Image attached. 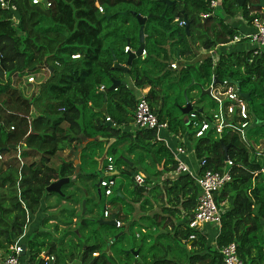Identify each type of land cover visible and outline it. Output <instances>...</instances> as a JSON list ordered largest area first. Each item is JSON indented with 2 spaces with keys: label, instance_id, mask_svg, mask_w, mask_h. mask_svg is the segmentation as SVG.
Returning a JSON list of instances; mask_svg holds the SVG:
<instances>
[{
  "label": "trees",
  "instance_id": "obj_1",
  "mask_svg": "<svg viewBox=\"0 0 264 264\" xmlns=\"http://www.w3.org/2000/svg\"><path fill=\"white\" fill-rule=\"evenodd\" d=\"M48 1L51 5L44 7L32 5L30 0H11L14 11L0 6V156H7L6 161H0V250L5 251L22 235L28 214L35 213L43 195L48 194L46 187L59 178H72V160H62L54 166L51 159L65 148H70L73 155L83 138H94L84 148L90 154L82 151L80 158L97 165L96 159L102 152V143L97 139L101 136L116 139L107 150L117 169L116 174L109 176L115 185L106 204L109 208L119 206L113 213L122 225L98 224V218L104 219L103 205L100 216L80 217L71 230L72 220L77 217L74 210H63L71 218L63 223L67 226L68 246H61L65 238L58 245L47 233H36L25 242L29 264H66L73 255L79 264H223L218 249L228 243L235 244L243 264H264V162L253 159L256 145L263 147L259 159L264 158V51L254 57L243 50L221 53L216 66L208 57L196 65L185 64L176 70L170 67L177 55L188 62L202 50L209 51L231 41L237 29L224 18L239 14L250 23L256 16L250 12L261 11L257 0H245L242 6L236 0H219L215 8H210V0H174L168 8L160 0ZM132 12L152 17L144 24L145 54L135 58L124 73L113 68V56L118 64H125L128 52L124 48L128 46L134 51L139 45V25ZM203 15L208 16L205 19ZM261 15L264 17V10ZM181 20L188 24L187 29L178 25ZM72 54L79 57L72 59ZM49 67L50 75L43 74ZM212 75L217 82L238 81L240 90L249 93L250 102L262 100L258 104L262 108L260 114L253 107L258 125L245 131L244 137L236 115L225 114L220 134L210 128L195 137L198 126H192L188 117L172 116L168 110L167 90L172 86L177 85L175 99L183 94L184 102L186 98L198 103L204 97L200 91L209 87ZM125 77L132 84L120 85L107 93L110 111H101L104 95L97 88L109 86L111 79L122 81ZM246 84L252 86L245 88ZM146 86L150 89L144 98L158 122L166 123L176 137L188 134L192 157L198 164L204 161L197 172L229 170L230 181L213 195L217 206L224 210L214 240L208 239L206 231L188 227L199 189L188 173L164 177L165 173L174 172L177 163L169 149L155 139L154 130L132 133L118 128L132 123L136 91ZM37 88L43 101L40 96L35 97ZM189 92L193 93L188 96ZM38 99L39 114L31 117ZM87 108L92 109L89 122ZM194 111L198 125L211 118L203 109ZM106 118L111 126L105 125ZM119 145L126 146V153L116 154ZM144 156L156 165V170L146 172L144 185L137 186L133 178L142 169L136 165L143 162ZM128 161L133 164L131 167ZM117 176L128 182L116 183ZM76 177L62 185L63 195L51 194L64 200V189ZM124 205L126 213L120 209ZM135 208L139 212L136 216ZM46 220L41 223L45 225ZM135 223L140 228L134 236L138 241L124 246L121 239L125 229ZM103 226L115 230L101 233ZM82 229L88 236L81 234ZM116 229L121 234L114 239L119 232ZM211 229L215 233V228ZM129 249H138L137 255L127 252ZM50 256L53 261L49 263L46 259Z\"/></svg>",
  "mask_w": 264,
  "mask_h": 264
},
{
  "label": "built area",
  "instance_id": "obj_2",
  "mask_svg": "<svg viewBox=\"0 0 264 264\" xmlns=\"http://www.w3.org/2000/svg\"><path fill=\"white\" fill-rule=\"evenodd\" d=\"M43 1H45V4H43ZM218 2L219 0H210V8H215ZM30 3L32 5H42L44 7H49L51 5L48 0H30ZM0 6L5 10H15V7L11 3V0H0ZM260 9L261 11L250 12V15H256L250 21V32L234 34L231 41H229L230 43L244 41L249 47L248 51L253 57L259 55L264 51V17H262L261 15L264 8ZM98 10L102 11V8L98 6ZM207 16L208 15H203V17ZM185 24L186 22L184 20H181L178 23L179 26H185ZM128 50L129 47L126 46L124 48V52H127ZM144 54L145 51L142 50V55ZM78 57V54L71 55L72 59H76ZM170 67L176 68L173 64H171ZM221 85L222 87L224 86L222 95L226 97L225 102L227 103V105L226 107L223 106L225 108V111L220 110L219 112L213 113L210 120L204 119L200 121V124L198 125V122L195 118V109L193 108L195 102H189L192 106V110L188 113V119L190 120L192 126H198L194 133L195 137L201 136L206 130L210 128L214 129L216 133L220 134L225 125V114L226 116L236 115L238 117L240 133L243 137L245 136V131L247 130L250 123L246 102L237 94V88L230 81H223ZM98 89L103 91L104 87L100 85ZM106 121H109V118H106ZM132 125L136 130H154L155 139L157 141H160L169 149L173 159L177 163V166L173 173L178 174L184 172L190 174L193 177L199 189V194L196 198V207L194 209V212L188 219V227L201 230V227L204 224H207L215 228L216 238L219 233L221 215L224 210L220 206H217L214 201L213 195L214 193L219 191L228 181H230L229 170H223L221 172L207 170L203 173H193L181 158V156L187 154L185 146L177 145L173 147L168 144V141L161 136V131L167 130L168 126L166 123L158 122L156 115L151 112L146 99L143 97H140L136 100L135 108L133 111ZM203 164L204 161L201 160L198 164V169ZM227 164L231 165V162L227 161ZM104 171L108 174L115 171V164L111 156H107L105 159ZM262 172H264V169H262ZM133 180L137 186H142L145 183L144 176L140 173H137L134 176ZM114 185L115 181L109 177H104L100 179L99 182V187L101 188L102 193L105 197H108L112 194V187ZM103 217H109V211L107 207L104 209ZM119 226L120 222L116 220V227ZM190 238H193V236H190ZM218 251L222 257L223 264H243L236 253V246L234 243L222 245L221 247H219ZM21 252L22 243L19 241V239H17L13 243L8 245L5 251L0 250V264H20Z\"/></svg>",
  "mask_w": 264,
  "mask_h": 264
},
{
  "label": "rangeland",
  "instance_id": "obj_3",
  "mask_svg": "<svg viewBox=\"0 0 264 264\" xmlns=\"http://www.w3.org/2000/svg\"><path fill=\"white\" fill-rule=\"evenodd\" d=\"M120 13L124 15L126 13V11H121ZM132 15H133V13H132ZM127 19L132 20L131 17H128ZM217 47H220V46H217ZM197 55H198L197 57H195L193 60L189 61V62H191L190 64H193L196 61H197L196 64H199L200 63L199 61L204 59V57H205V53L202 51L197 53ZM212 63H213V65H215L214 61H212ZM214 67H212V69H214ZM43 74H48L46 69L43 71ZM213 76L214 75L211 76L212 78L210 80L209 86H211L212 83L214 82ZM193 77L197 78L198 76L196 73H194ZM45 78H46V75H45ZM251 86H252V84H246L245 88H250ZM211 87L214 88L213 89L214 90L213 94L215 95L214 99L208 95H205L202 99L199 98L198 103H195V105L193 106L194 109H197L199 107L202 108L203 111L206 114H208L209 116H211V114L215 110H218L220 108V106L223 105V103H225V101H226V97L222 95V92L224 91V86L222 87L220 82L215 83V85H212ZM255 89L258 91L259 87H256ZM176 90H177V85H174V86H172V88L170 90H167L168 91L167 108L172 113V116L177 117L178 119L183 118L184 116L187 118L188 117L187 114H183V113L180 114V110H179V108H180L179 105L184 103V96H183V94H178L176 97L177 99H175ZM183 93H184V91H183ZM192 93L193 92H189L188 96ZM176 101H178V102H177V105L175 106ZM245 102H246V105L249 106L248 107L249 108L248 113H249L250 121H251V126L246 130L248 132V131H252L254 126L258 125L257 120H254L253 117L255 115V111H257V113L260 114V111L262 110V108H261V105H258V104L262 103V100H260V98H256L253 101V103L250 102L249 100L248 101L245 100ZM253 107H254L255 111L253 110ZM189 128L190 127H187V130H189ZM132 129H133V127H131L130 130H132ZM189 132L191 133L192 130H189ZM169 135L174 136V134L172 132L169 133ZM187 136H188V134L185 133L182 138L181 137L177 138V142L179 141V143H177L176 145H174L173 143L172 144L174 146L179 145L181 142L184 145L188 144L187 143L188 142ZM183 138H186V139L183 141ZM254 147H255V151H256L255 152L256 156L253 159H255L257 161L264 162V158L259 159V156L262 155L261 150L263 151V147L261 145H256ZM101 149L103 152V150H104L103 143L101 144ZM101 149H98L99 153H100ZM83 152L90 154V151L88 149H83ZM102 152H101V154H102ZM108 153L110 154V151ZM116 154L119 155V152L116 151ZM6 157L7 156H5V157L1 156L0 161H3V159ZM114 157L116 160L117 157L116 156H114ZM55 159L56 158H54L53 163L56 161ZM53 163H52V165H53ZM75 164L77 165L78 161ZM95 166L96 165L94 162L90 163V160H84L83 158H80V164H78L76 167L77 172L80 175L78 174V176L75 178V180H73L71 182V184L64 189L65 192L67 193L66 196H68V197L65 196L66 198L64 200L59 201L57 195H55V194H47L48 196L46 194L43 195V197L41 198V201H40L39 208L37 210L39 213H36L32 217V221H35V220L36 221H35V223L33 222L31 229L27 233L28 240L33 238L36 233L44 232V233H47L50 236V238L53 239L58 245L59 244L61 245L62 239L65 238V241H64V243H62L61 246H63V244L67 245L68 240H67V235H66V231H65L67 226L64 227L61 224H63L64 222H69V220L71 218H69L67 213L63 212V210L73 208L75 210V215H76L77 219H80V217L84 216L83 214L85 212H88L91 209L92 202L89 199V196L91 195L92 190L94 189L95 183L99 179L104 178L105 174H106L103 169H96ZM138 173H142V172H138ZM88 174H91L92 176L89 177ZM127 182H128V180L126 178H122L120 176L116 177V183L126 184ZM109 199H110V196L109 197L103 196V202L104 203L108 202ZM57 202H59V204H56ZM83 203H84V205H83ZM134 207H138V206L136 205ZM110 208L112 209V211H114L116 209H119V206L114 205V206H111ZM125 208H126L125 205H124V207L122 206L120 208L122 213H126L128 211V209L126 210ZM134 210H136V212L134 213V216L138 215L139 212H138L137 208H135ZM43 219H47L45 222L46 223L45 225H43L41 223V221ZM49 221H51V222H49ZM55 223L57 224V226H54ZM74 226H75V224H72L70 226L71 230H74ZM56 227H57V230H55ZM102 228L103 229L100 231L101 233H105L107 231L115 230V229L108 228L105 226H103ZM96 229L98 230V227H96ZM139 229L140 228H139L138 223H135V225H133L132 228L130 227V229H125L126 230L125 234L122 236V239H121L124 246H126L128 243L129 244L133 243V245H134V243H136L138 241L137 237H135V239H134V236L139 233ZM117 231H119V230H117ZM120 232H121V230L118 233H120ZM81 234L88 236L87 231H85L83 229L81 230ZM73 256L70 257V259L68 260V263L69 264H79L78 259L74 258ZM24 257H26V256H24Z\"/></svg>",
  "mask_w": 264,
  "mask_h": 264
},
{
  "label": "crops",
  "instance_id": "obj_4",
  "mask_svg": "<svg viewBox=\"0 0 264 264\" xmlns=\"http://www.w3.org/2000/svg\"><path fill=\"white\" fill-rule=\"evenodd\" d=\"M224 20L226 21V22H228V23H230L231 24V26H233V27H235L236 29H237V33H245V32H250V30H251V25H250V23H248L247 21H245L242 17H241V15H239V14H237L235 17H233V18H230V19H227V17L226 18H224ZM248 51L249 50V47L246 45V43L244 42V41H241V42H236V43H230V42H228L227 44H224L223 46H220V47H217V48H215V49H211V50H209V51H205V50H202V52H204L205 53V57H204V59L205 58H208V57H210L211 58V60L212 61H214V63L216 64L217 63V59H218V57H219V54H221V53H228V52H233V51ZM130 50H128L127 52H129ZM201 52V51H200ZM199 53V52H198ZM144 55H141L140 57H143ZM198 56V55H197ZM196 56V57H197ZM77 59V58H76ZM203 60V59H202ZM202 60H200L199 62H201ZM198 62V63H199ZM191 62H185V61H183V60H180V59H178V55H177V59L175 60V61H172V63L171 64H173V65H175V67L176 68H172V70H176V69H178L179 67H181V66H183V65H185V64H190ZM197 63V61L196 62H194L193 64H196ZM120 65H123V64H120ZM47 72H48V74H49V69H47ZM172 73V75H173V72H171ZM47 74V75H48ZM50 75V74H49ZM124 81L126 82V84L125 85H131L132 84V81L129 79V77H125L124 78ZM229 81V80H228ZM238 82V81H237ZM222 83V82H221ZM149 89H150V87L149 86H146V87H143V88H141V89H138L137 91H136V98L138 99V98H140V97H145L146 95H147V93H148V91H149ZM204 89H206V88H204ZM214 88H211V96L210 97H212L213 99H214V90H213ZM116 90V89H115ZM97 92H100L101 93V90H99L98 88H97ZM38 96H40V94L38 93V88L36 89V91H35V97L36 98H38ZM203 96H205V94L203 95ZM105 97H106V95H105ZM104 97V102H103V104H102V106L99 108L101 111H106L107 109H108V111H110L109 109H110V107H109V105H108V103H107V101H106V98ZM35 98V99H36ZM40 98H41V96H40ZM40 102V99H38V100H35L34 101V106L32 107V109H31V117H35L37 114H39V109H37V105H38V103ZM41 101H43L42 100V98H41ZM191 101H194L195 102V100H191ZM53 101H51V103H52ZM196 103V102H195ZM194 103V104H195ZM223 103V102H222ZM226 103V102H225ZM225 103H223V105L225 104ZM185 105V102H184V104L183 105H181V107L182 106H184ZM223 105H221L220 106V108L218 109V110H215L213 113H215V112H219L220 110L222 111V106ZM102 108H103V110H102ZM40 109H41V107H40ZM199 110H202V108H200L199 107ZM91 111H92V109H90V108H87V110H86V121L87 122H89L90 120H91ZM204 112V111H203ZM213 113L211 114V116L213 115ZM204 114L205 115H207V116H209L208 114H206L205 112H204ZM211 116H209V117H211ZM249 120H250V116H249ZM110 121V120H109ZM90 126V124H88L87 123V126ZM66 125L64 124V123H62L61 124V127H65ZM251 126V121H250V123H249V126H248V128ZM131 127H133V129L132 130H130L131 129ZM118 128H120L122 131H131L132 133H134V132H136V129L134 128V126L132 125V123H130V124H123V125H119L118 126ZM247 128V129H248ZM169 133H171L168 129L167 130H162L161 131V136L165 139V140H167L168 141V144H170L171 146L174 144V145H176L177 143H179V141L177 142V138L178 137H176V136H173V135H169ZM109 139L110 138H107V140L106 139H104V138H102L101 136L97 139L99 142H101V143H103V146L105 147L106 146V144H107V142L109 141ZM113 140H112V142L111 143H114L115 141H114V139L115 138H112ZM186 138H183V141L185 140ZM83 141H81L80 142V145L77 147V149H76V151H75V153L72 155V153H71V150H70V148H65V149H63L62 151H59L52 159H51V164L53 163V160H54V158H56L55 160V162L53 163V165L54 166H57V165H59V163H61V161L62 160H66V161H68V160H72L73 162L74 161H78V164H80V156H81V154H82V151H83V149L88 145V144H90V143H92L93 141H94V138H83L82 139ZM116 140V139H115ZM173 143V144H172ZM188 144H186V145H184L182 142L179 144V145H184L185 146V149L187 150V154H185V155H183V156H181V158H182V160H184V162L187 164V166L189 167V169L193 172V173H196L197 172V168H198V161L196 160V159H194L193 157H192V155H191V153H190V151H189V141L187 142ZM174 145H173V147H174ZM125 148H126V146L124 147L123 145H119L118 146V148H117V151H120V152H123L124 151V153H126L125 152ZM101 154V153H100ZM98 155V154H97ZM1 157V156H0ZM5 157V156H4ZM135 158V156H132L131 158ZM4 160L6 161L7 160V157L6 158H4ZM129 163H128V166H132L133 164L130 162V161H128ZM104 163L105 162H103V164H102V166L104 165ZM77 164V165H78ZM131 164V165H130ZM75 165V168L77 167V165L76 164H74ZM102 166H101V168H102ZM137 167H140L142 170L140 171V172H142L141 174L143 175V176H146V172H153V171H155L156 170V165L155 164H153L150 160H149V158L148 157H146V156H144V159H143V162H141L140 164H138V165H136ZM96 167V169H98L97 167H98V163H97V165L95 166ZM123 167V166H122ZM115 169H117L116 168V166H115ZM115 172H116V170H115ZM78 174V172L75 174V176L74 177H76V175ZM116 174V173H115ZM108 174H105V177L107 176ZM175 176V173H165L164 174V177H171V178H173ZM74 179V178H73ZM157 182H160V180H157ZM152 185V183L151 184H148L147 186L148 187H150ZM48 194H51V193H48ZM90 199V198H89ZM53 209V208H52ZM66 210H69V209H66ZM71 210V209H70ZM72 210H74L73 208H72ZM109 212H110V216L112 215V214H114L113 212L114 211H112V209L110 208L109 209ZM36 213H39L38 211H36L35 213H33V214H28V218H27V224H26V226H25V228H24V230H23V233H22V235L19 237V240H21V243H22V245L23 244H25V242H26V240L28 239L27 238V233L29 232V230L31 229V227H32V225H33V222L35 223V221H32V217H33V215H35ZM74 213H75V210H74ZM146 214H147V212H146ZM84 216H82V217H86V218H92V217H98L97 216V214H96V212H95V206L93 205V202H92V207H91V209L88 211V212H85L84 214H83ZM110 216L108 217V218H104V220H109L110 219ZM77 218H73V220H72V224H75L76 225V223H74L75 222V220H76ZM98 219H101V218H98ZM115 219H116V217H115ZM78 220V219H77ZM52 221V220H51ZM51 221H49V222H51ZM61 225H63V224H61ZM122 225V224H121ZM65 227V226H64ZM116 227V226H115ZM211 227L212 226H209V225H207V224H204L202 227H201V231H203V232H205L206 231V234H207V237H208V239L209 240H214L215 239V233H214V230L213 229H211ZM214 237V238H213ZM214 242V241H213ZM110 244V243H109ZM109 244H107V246L109 245ZM138 250V249H137ZM108 253H111V250L109 249L108 250ZM44 254L45 253H42V256H44ZM137 255V254H136ZM136 255H134V256H136ZM24 256H26V257H24ZM28 260H29V258H28V252H27V248H25V253L24 254H22L21 255V258H20V264H29L28 263ZM46 261H48L49 263L50 262H52L53 261V257L52 256H50V257H47V259H46ZM51 264V263H50ZM66 264H69L68 263V261L66 262Z\"/></svg>",
  "mask_w": 264,
  "mask_h": 264
},
{
  "label": "water",
  "instance_id": "obj_5",
  "mask_svg": "<svg viewBox=\"0 0 264 264\" xmlns=\"http://www.w3.org/2000/svg\"><path fill=\"white\" fill-rule=\"evenodd\" d=\"M160 1L165 4V8H168L170 5H172L175 2L174 0H160ZM244 1L245 0H236L237 4L239 6H242ZM43 4H45V1H43ZM256 5H257V7L263 9L264 8V0H257V4ZM132 13L135 16L136 21H137V23L139 25V29H138L139 45L134 51H129L127 53L126 63L123 64V65L118 64L116 62L115 57L113 56V61H114L113 68L119 69V70L123 71L124 73H127L128 69H129V66L131 65L132 61L135 58L141 56L142 50L144 48V24H145V21L147 20V18L152 17L151 14H149L147 16H141L139 14H136L135 12H132ZM205 19H206V17H205ZM187 28H188V24L186 23L185 29H187ZM48 69L51 70L50 67ZM229 81L232 84H234V86L237 88V94L240 97H242L243 99H245L246 101H248L249 100V93L248 92H243V91L240 90L239 82L232 81V80H229ZM215 83H217L216 77H214V82L212 83V85H215ZM125 84H126V82L124 80L120 81V80H117V79H111L110 80V85L105 87L104 90L101 91V94L104 95V97H105V95L107 93L117 89L120 85H125ZM211 86L207 87L206 89H201L200 96H203L204 94L208 95V96H211V88H212ZM263 88H264V80H263ZM102 110H103V108H102ZM191 110H192V106L190 105L188 100L185 98V105L180 107V111L183 114H188ZM105 125L111 126V122L107 121L105 123ZM104 139L107 140V138H104ZM112 140H113L112 138L109 139V141L107 142L106 146L104 147V150H103L102 154L96 159L97 163H98V169H101L102 163H103V161L105 160V158L107 156V150H108L109 146L111 145ZM223 151H224V155H225V159H226V153H227V147L226 146L223 147ZM73 163L75 164L76 161H74ZM76 173H77V169L75 168L72 178L63 177V178H59V179H57L55 181H52L46 187V189H45L46 193H57L59 195H63V193L61 192L62 185L69 183V181L74 178ZM99 182H100V179L94 185V187L97 188V189H99ZM66 197H68V196H66ZM84 203H83V205H84ZM97 222H98L99 225L106 224V225L115 226V224H116L115 214H112L110 216L109 220H104V219L101 218V219H98ZM120 234H121V232L117 233V235L114 236V239H117V237L120 236ZM25 248H26V245L23 244L22 245L21 255L25 253ZM127 252H130L133 255H136L138 253V250L129 249Z\"/></svg>",
  "mask_w": 264,
  "mask_h": 264
},
{
  "label": "flooded vegetation",
  "instance_id": "obj_6",
  "mask_svg": "<svg viewBox=\"0 0 264 264\" xmlns=\"http://www.w3.org/2000/svg\"><path fill=\"white\" fill-rule=\"evenodd\" d=\"M89 198L92 200L93 205L95 206V212H96L97 216H100V211H101V208L103 206V197L101 194V189L100 188L97 189L94 187Z\"/></svg>",
  "mask_w": 264,
  "mask_h": 264
},
{
  "label": "clouds",
  "instance_id": "obj_7",
  "mask_svg": "<svg viewBox=\"0 0 264 264\" xmlns=\"http://www.w3.org/2000/svg\"><path fill=\"white\" fill-rule=\"evenodd\" d=\"M185 25H186V24H185ZM183 27H184V26H183ZM130 51H131V50H130ZM125 53H127V52H125ZM141 55H142V53H141ZM188 102H190V101H188ZM168 130H169V129H168ZM106 157H107V156H106ZM105 159H106V158H105ZM103 162H105V160H104ZM102 164H103V163H102ZM103 166H105V163H104ZM103 170H104V168H103ZM115 170H116V169H115ZM105 173H106V172H105ZM113 173H116V172L114 171ZM113 173H110V174L106 173V174H108L107 176L109 177V176L112 175ZM140 174H141V173H140ZM107 176H106V177H107ZM144 179H145V177H144ZM69 182H70V181H69ZM99 188H100V187H99ZM100 189H101V188H100ZM101 194H102V197H103L104 195H103V193H102V190H101ZM111 195H112V194H111ZM111 195H110V196H111ZM104 197H105V196H104ZM108 197H109V196H108ZM103 205H105V208L107 207V208H108V211H109V205H107V204L104 203V202H103ZM105 208H104V209H105ZM109 216H110V212H109ZM116 220H117V219H115V221H116ZM117 221H118V220H117ZM115 226H116V224H115ZM120 226H121V223H120ZM120 226H119V227H120Z\"/></svg>",
  "mask_w": 264,
  "mask_h": 264
}]
</instances>
